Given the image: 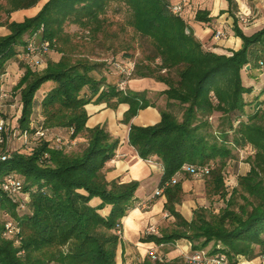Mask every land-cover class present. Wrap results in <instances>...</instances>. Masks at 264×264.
I'll return each instance as SVG.
<instances>
[{"label":"trees","instance_id":"16d2710c","mask_svg":"<svg viewBox=\"0 0 264 264\" xmlns=\"http://www.w3.org/2000/svg\"><path fill=\"white\" fill-rule=\"evenodd\" d=\"M38 1L11 0V9L0 8L5 15L0 13V26L7 30L0 35V75L14 60L23 70L10 90L20 104L16 127L29 135L24 145L28 152L0 154V212L7 216L0 219V264H117L122 218L138 204L149 207L159 196L165 197L163 211L171 220L157 234H145L142 242L164 246L184 239L192 251L207 248L231 264L240 258L264 260V100L245 99L252 88L242 77L243 71H264V25L246 34L229 12L241 46L227 55L205 49L182 14L172 12L179 0H47L35 15L10 20L11 12ZM226 1L229 11L234 0ZM113 6L127 13L121 23L107 17ZM194 18L210 21L208 11L201 9ZM70 25L87 31L88 44L96 43L113 57L121 53L131 60L135 40H142L147 50L129 77L164 84L161 94L167 106H180L181 117L167 107L154 124L130 123L152 103L144 91L119 89L121 78L102 74L105 61L91 60L85 39L66 30ZM40 26L39 38L58 58L31 68L18 55L25 51L24 36ZM0 85L4 87L3 80ZM89 103L128 106L121 120L129 124L128 144L141 159L154 158L162 167L159 195L139 202L137 181L106 179V164L114 158L119 139L104 126H86ZM215 113L227 129H214L209 119ZM37 127L47 130L46 136L33 137ZM59 130L69 142L82 139L80 150L67 152L56 143L53 134ZM234 147H249L252 154L249 169L229 190L224 168ZM185 164L209 168L203 176L208 205L194 208L190 220L177 210L184 197L180 178L188 174L171 181ZM8 176L18 182V196L25 200L2 190ZM216 201L220 205L213 208ZM8 222L18 231L4 235ZM150 257L136 264H183L180 257L163 262Z\"/></svg>","mask_w":264,"mask_h":264},{"label":"crops","instance_id":"0c3cea01","mask_svg":"<svg viewBox=\"0 0 264 264\" xmlns=\"http://www.w3.org/2000/svg\"><path fill=\"white\" fill-rule=\"evenodd\" d=\"M187 5L185 11L182 12L183 19L186 20L194 36L202 43L205 49L218 54L228 55L231 51L237 50L241 46L240 38L232 34L225 35L224 38L218 40L211 37V31L221 29L222 27H231L232 17L229 12H226L228 6L226 0H194L193 3L190 1ZM39 9L40 7H31L25 9L27 12H18V14L14 12L10 15V20L20 22L24 19V16L31 17ZM199 9L208 11L209 22L202 23L194 20L196 11ZM262 22L263 20L256 21L251 27L258 26ZM6 33L7 30L0 26V35ZM57 58L54 57L53 60H57ZM21 73L17 62L15 60L11 61L7 65L6 75L2 79L4 85L7 83L15 84L17 82L15 79H18ZM252 74L253 71L245 73V77L247 78L246 82H244V75H242L244 84L252 88L249 94L252 92L256 94V97L249 96V94H247V97L244 96L249 102L256 98L260 100V96L257 95L258 93L264 92V82L261 86L257 87L254 84ZM126 88L134 92L144 91L146 98L153 105L140 110L136 116L130 119V123L146 126L158 122L160 119V110L168 107L164 95L161 94L166 88L165 85L151 78H130L127 81ZM105 105V103H89L85 108L88 113L87 127L92 128L96 125L104 126L112 136L119 139L114 158L106 164V179L119 180L120 182L137 181L139 186L136 190V201L148 200L154 194L155 190L159 188L162 167L154 158L148 160L141 159L135 149L128 144L129 124L121 122L128 106L126 104H119L115 109H111ZM58 132H61V130ZM180 180L184 197L181 204L177 205V210L186 220H190L192 210L197 206H207L208 201L204 197L203 185L199 186L185 177L180 178ZM233 183L235 185V179ZM165 200L164 196H159L151 201V205L146 209L141 208L138 204L122 218L120 231L121 241L117 250V264H136L142 261L150 252H157L158 254V252L161 253L162 251H164L163 257L168 261L176 257L181 258L182 252L191 249L190 243L184 239L164 246H157L153 242L141 241L144 235L147 234L146 230L149 227H154L159 231L161 227L166 226L167 222L171 220L163 211ZM93 202L97 203V200ZM215 204L217 202L213 203V205ZM260 261L261 259L259 257L250 261L240 258L238 264H259Z\"/></svg>","mask_w":264,"mask_h":264},{"label":"rangeland","instance_id":"374dc122","mask_svg":"<svg viewBox=\"0 0 264 264\" xmlns=\"http://www.w3.org/2000/svg\"><path fill=\"white\" fill-rule=\"evenodd\" d=\"M46 1L47 0H39L37 2V4L34 6V8L35 7H41L43 5V3H45ZM190 1L192 3L194 2V0H189V2L187 4H189ZM187 4H185L186 5L185 7L188 6ZM2 7L7 8V9H11V7H12L11 0H0V8H2ZM227 9H228V6H227ZM184 11H185V9H184ZM3 12L4 11L0 10V13L2 14L1 15L2 18L5 16V15H3ZM14 12L15 13L17 12V14H18V12H27V11L25 9H20V10L11 12L10 15ZM226 12H233V14H234L233 18H235L237 20V25L246 34L251 33L253 30L259 29L261 26L264 25V0H234V3L230 6L229 11L226 10ZM240 12H242V13H240ZM126 15H127V13L125 12V9L123 7H119V6H113L112 8L108 9V11H107V17L109 19H112L113 22H117V23H121V21H123L126 18ZM239 16H243V17L246 16V19H247L246 24H243L240 22ZM24 18H25V16H24ZM233 18H232V23H231L230 28H225V27L221 28V30L224 32L225 35H231V34L234 35V32L232 31ZM260 20H263V22L260 23L258 26L251 27L256 21H260ZM66 30L70 33H75L76 38L82 37L85 39V41L87 42L86 45L88 46L87 51H91L93 53V56L92 55H91L92 57L90 56L91 60H94L97 62L105 61L106 67H103V68L100 67L99 71H101L102 74H105L106 76L114 78V79L117 77L118 78L122 77V74L120 73L119 68H121V67L127 68L128 62L136 64V62L138 60L142 59L144 50L145 51L147 50L146 44L145 43L143 44L142 40H139L137 38L134 42L136 44V45L134 44L136 49L134 52V56H133V58H131V60L123 58L121 53L113 57V55L111 54V51H108L105 48H101V46L96 45V43H92V44L89 43L88 44L90 39H88V37H87L88 36L87 31L80 30V28L75 26V25L67 26ZM213 33H214V30L211 31V37H213ZM29 34L30 33L26 34V36H24V37L25 38L28 37ZM127 35L128 36L132 35L131 30H128ZM104 44H106V42ZM54 57L57 58L58 54L54 51H50L48 54V57H46V59L47 58L53 59ZM112 60H115V62L112 63ZM20 70H21V72H23L22 69H20ZM243 75H244V82H246L247 78L245 77L244 71H243ZM252 78L254 80V84H256L257 87L261 86V84L264 82V75H263L262 71H253ZM129 79H130V77H129ZM15 80L17 81L18 79H15ZM13 85L11 83H7L4 85V87L7 89H10V88H12ZM250 95L252 97H256V94L254 92L249 94V96ZM257 96H260V100H264V92L258 93ZM245 97H247V94H245ZM7 110H8L7 116L9 117L8 119L10 120L9 124H10L11 130H13V129L20 130L19 128L16 127L17 124H16L15 119H16L17 113L14 112V109L10 108V107H8ZM170 110L178 118L181 117L182 108L180 106L174 105V106L170 107ZM246 111L248 112L249 108H246ZM14 113H16V115ZM209 120L212 123L214 129H218V128H222L224 130L227 129V124L224 121H222L223 118L220 116V114L215 113L214 116L210 117ZM53 135L60 137L61 147L64 146V148L67 152L75 153V152L79 151L80 148L82 147V144H80L82 142V139H77L76 141H71V142H73V143H71L67 140L68 137L65 134V132H57L56 131ZM25 144H27V143L21 141L20 138L19 139H12V140L9 139V140L5 141L4 143H0V154L3 151L4 152H6V151L28 152L29 147L25 148L24 147ZM251 154H252V151L250 150V148H247V147L246 148H240V147L239 148H236V147L232 148V157L226 162V166L224 168V179H225L226 185L228 186L227 188L229 190L231 187L234 186V183H233L234 179L236 180L238 175L244 174V172L246 173L247 169H249V163L247 161V158ZM183 177L193 181L195 184H197L199 186L203 185V177L192 176V175H189V173H188V175H184ZM21 196H22V194H21ZM21 196H17V197H21ZM22 197H24V196H22ZM216 202H217V204L213 205V208L219 206V201H216ZM0 219L6 220L7 216L3 212H0ZM163 252L164 251H162L161 253L158 252V255L161 258H163V260L166 261V259L163 257V254H164Z\"/></svg>","mask_w":264,"mask_h":264},{"label":"built area","instance_id":"2783aa9c","mask_svg":"<svg viewBox=\"0 0 264 264\" xmlns=\"http://www.w3.org/2000/svg\"><path fill=\"white\" fill-rule=\"evenodd\" d=\"M189 0H179L178 3L173 5L172 12L174 14H182L183 8L185 4H187ZM242 13V12H240ZM245 15V14H244ZM239 20L241 23L246 24L247 19L246 16H239ZM43 26H40L36 31L31 32L28 37L25 38L26 40V47L25 51L18 55V61L25 62L27 65H29L31 68H43L45 65L46 57L49 53V46L48 42L44 41V39L39 38V34L42 31ZM225 34L221 29H217L213 33L214 39H220L224 38ZM134 64L128 62L127 68H119L120 73L122 74L121 79L117 82V86L119 89H125L127 81L129 79V76L131 75V72L133 70ZM264 75V71H262ZM6 74L0 75V80L4 78ZM14 93L7 88H4L2 85H0V143H4L5 141L9 139H21V141L27 143L29 139V135L27 131H20L17 129L11 130L10 128V120L7 116V108H13L14 111L17 113H14L16 115V119L19 118L20 114V104L15 97ZM264 106V105H263ZM19 111V112H18ZM47 130L42 129L41 127H37L34 136L33 137H44L46 136ZM55 142L60 144V137L55 138ZM73 143V142H71ZM208 166H195L190 164H185L182 166V168L175 172L173 177L171 178V181L175 182L177 179H179L182 174L189 173V175L196 176V177H203L205 174L208 173ZM2 190L8 194L11 198H17L20 191V186L18 182L14 179L12 176L6 177L4 182L1 185ZM161 189H156L154 194L159 195ZM26 199L25 197L23 198ZM141 208L146 209L148 206L145 203L140 204ZM14 231H18L13 227L11 222L6 223L5 225V232L4 235H8ZM146 233H152L157 234L158 231L154 227H149V229L146 230ZM162 246V245H160ZM149 255L151 256L153 260H157L159 262H163V258H161L157 252H150ZM181 258L183 261V264H231L227 257L223 254L219 253H210L207 248L199 249L192 251L191 249L182 252ZM239 262V261H238ZM237 262V264H238ZM259 264H264V260H261Z\"/></svg>","mask_w":264,"mask_h":264},{"label":"water","instance_id":"95a60500","mask_svg":"<svg viewBox=\"0 0 264 264\" xmlns=\"http://www.w3.org/2000/svg\"><path fill=\"white\" fill-rule=\"evenodd\" d=\"M188 31V30H187Z\"/></svg>","mask_w":264,"mask_h":264}]
</instances>
